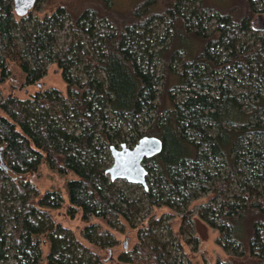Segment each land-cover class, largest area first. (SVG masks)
I'll use <instances>...</instances> for the list:
<instances>
[{
  "label": "trees",
  "instance_id": "obj_1",
  "mask_svg": "<svg viewBox=\"0 0 264 264\" xmlns=\"http://www.w3.org/2000/svg\"><path fill=\"white\" fill-rule=\"evenodd\" d=\"M106 1L63 4L34 19L0 0V83L10 64L32 86L54 63L66 87V95L51 89L26 100L0 95V196L13 204L9 216L0 212V264H101L108 233L89 220L135 229L140 202L105 174L109 147L143 136L163 148L144 161L142 199L183 212L209 194L198 215L219 232L230 264H264V26L256 25L264 0H144L126 13ZM66 21L78 41L56 49ZM41 164L69 175L67 214L80 213L94 253L79 252L49 213L61 206L57 191L39 196L18 180ZM136 229L138 243L121 263L180 264L155 239L158 221Z\"/></svg>",
  "mask_w": 264,
  "mask_h": 264
},
{
  "label": "rangeland",
  "instance_id": "obj_2",
  "mask_svg": "<svg viewBox=\"0 0 264 264\" xmlns=\"http://www.w3.org/2000/svg\"><path fill=\"white\" fill-rule=\"evenodd\" d=\"M103 1L104 0H37L35 7L31 11V15L34 19H42L45 16H49L57 7L63 4H68L75 9H83L86 5H102ZM143 1L144 0H108L106 4L112 5V8L119 13H126L131 7ZM161 1L164 3L165 0ZM225 1V3H227V0ZM209 14H212V12H208L207 15ZM259 22H257L256 25L262 24V26H264V16L261 17ZM70 24L69 21H66L64 28L56 33V49H62L70 42L77 43L79 35L77 32L73 34L70 32ZM158 34L159 33H156L153 37L155 38ZM247 38L249 39V37L245 39ZM45 69L46 74L42 79L32 86H26L23 84L24 75L15 65L10 64L8 68V81L0 83V95L6 97L12 94L20 100H26L38 91L43 92L51 89H56L62 95H66V87L56 65L54 63H46ZM238 80L240 79L238 78ZM251 82L253 83V81ZM245 86H247V82ZM253 90V88L250 89V87H248L246 91L238 89V93L242 92L248 95L249 91ZM176 95H178V93H176ZM179 95L181 98V94ZM250 101V99L244 101L245 106H249ZM111 162L112 160L110 157L108 167L111 165ZM69 178V175H59L57 172L47 168L46 165L41 164L36 173L24 175L23 177H19L18 180L30 181L37 188L39 196L45 192L57 191L62 199L61 206L56 210H50L49 213L52 215L55 222L61 224L69 231L72 244L76 246V249L78 247L79 252L82 251V248H87L88 251L94 253L97 251L96 248L87 245L81 238V231L85 223L81 221L80 213L77 212L72 218L67 214L68 202L65 183ZM115 186L129 199L140 201L138 204L139 211L135 220L137 224L136 228L153 225L154 222L158 221L159 229L155 231V239L178 263L230 264L228 261L229 255L224 252L220 245L221 236L219 232L208 226L198 215L201 207L208 202L207 195L209 194H198L195 200H190L188 202L183 212L179 210L168 211L163 208L153 207L146 200L142 199V190L139 186L131 185L124 181H116ZM11 187L12 181L10 179L6 180L4 183L5 193L9 192ZM12 206L13 204L6 203L0 196V212L9 216L8 211ZM182 217H185L183 229H181ZM89 223L98 225L99 228L108 233V246L104 253L101 254L103 258L101 264H123L119 260L120 257L130 255L132 249L138 243L137 229L130 228L125 222H122L117 230L110 229L102 220L97 218H91ZM10 229L11 223L8 225V230ZM125 240H128L126 250L123 249V242ZM40 249L45 262V256L48 250L46 242H42ZM109 256H111V259H109ZM8 264L14 263L9 261Z\"/></svg>",
  "mask_w": 264,
  "mask_h": 264
},
{
  "label": "water",
  "instance_id": "obj_3",
  "mask_svg": "<svg viewBox=\"0 0 264 264\" xmlns=\"http://www.w3.org/2000/svg\"><path fill=\"white\" fill-rule=\"evenodd\" d=\"M14 14L25 17L36 5L37 0H11ZM162 142L156 137H141L138 142L130 147L125 143L118 146H110L109 153L111 165L105 170L110 182L124 181L131 185L141 187L144 191L148 190L147 175L148 171L144 166V161L150 160L162 151ZM127 241L123 242V249L127 248ZM110 255V254H109ZM111 259V256H109Z\"/></svg>",
  "mask_w": 264,
  "mask_h": 264
}]
</instances>
